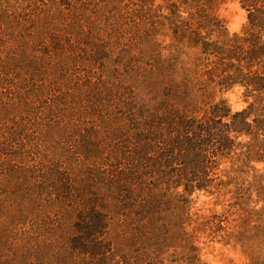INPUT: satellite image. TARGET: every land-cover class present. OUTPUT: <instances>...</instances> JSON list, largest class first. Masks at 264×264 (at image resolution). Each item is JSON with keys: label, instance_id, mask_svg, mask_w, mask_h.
<instances>
[{"label": "trees", "instance_id": "16d2710c", "mask_svg": "<svg viewBox=\"0 0 264 264\" xmlns=\"http://www.w3.org/2000/svg\"><path fill=\"white\" fill-rule=\"evenodd\" d=\"M225 1L0 0V264H264V0Z\"/></svg>", "mask_w": 264, "mask_h": 264}, {"label": "rangeland", "instance_id": "374dc122", "mask_svg": "<svg viewBox=\"0 0 264 264\" xmlns=\"http://www.w3.org/2000/svg\"><path fill=\"white\" fill-rule=\"evenodd\" d=\"M218 13L224 18L230 33L239 32L247 18V13L241 7L239 0H226L219 7ZM163 33L166 35L159 37L160 42L165 46L170 45L172 43V32L163 31ZM169 50L173 52V47ZM167 54H169L168 51L165 55ZM169 57L173 61V54ZM224 98L227 99L232 111L240 110L245 106L242 98V90L239 88L227 92L224 94ZM78 168H83V163L78 165ZM259 168L263 169V165H259ZM226 208V205L216 204L213 198L205 194H201L192 207L193 211L202 215H208L212 211L220 212L226 210ZM200 241L202 258L208 264H244L248 261L241 247L232 242L225 244L220 241H207L203 237H201Z\"/></svg>", "mask_w": 264, "mask_h": 264}]
</instances>
